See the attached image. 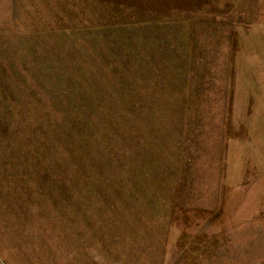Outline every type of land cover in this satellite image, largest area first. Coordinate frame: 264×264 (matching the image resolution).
<instances>
[{
	"label": "rangeland",
	"instance_id": "374dc122",
	"mask_svg": "<svg viewBox=\"0 0 264 264\" xmlns=\"http://www.w3.org/2000/svg\"><path fill=\"white\" fill-rule=\"evenodd\" d=\"M144 100L154 159L110 204L58 123ZM0 264H264V0H0Z\"/></svg>",
	"mask_w": 264,
	"mask_h": 264
},
{
	"label": "trees",
	"instance_id": "16d2710c",
	"mask_svg": "<svg viewBox=\"0 0 264 264\" xmlns=\"http://www.w3.org/2000/svg\"><path fill=\"white\" fill-rule=\"evenodd\" d=\"M108 38L114 41L112 36H109ZM132 85L126 88L130 90L133 88ZM133 91L138 93L135 90V87L133 88ZM62 92H73L75 94L77 92V94H82V89L65 88ZM143 102L146 103L144 105L146 110L138 114V116L137 114H128L126 125L124 122L121 124V127H123L121 132L115 131L118 126H115L118 121V116L112 115H108L106 118L103 116L99 119L96 115L93 117L90 115L72 113V115L64 116L65 118H63V121L58 123L59 128L62 131H72L77 133L80 143L86 146L84 150H80L82 160L84 162L92 161L96 167L95 169L92 168L93 172L89 174L90 177L93 178L91 180L96 184V187H91L92 196L98 194V197L111 198V200H109L110 204L115 202L112 200H117L120 202L118 205L123 206V200L128 196L127 188L129 189L128 191H130V197L133 196L137 198L136 195L139 194V191L141 193L143 192L141 188L145 184L144 181L146 180L147 175L142 169H144L154 159L150 154L144 153V149L139 147L141 146V143H138V140L142 135L141 133L143 132V124H147L149 128H151V126L155 127L154 121L158 116V113L154 108V102L147 103L145 100ZM114 107L118 111L121 109L120 103H117ZM85 108L87 109L88 107ZM104 109V104H99L93 109V111H103ZM102 122L104 124L107 122V126L104 130L102 129L103 126H100V123ZM106 129L108 130L106 131ZM78 132L82 136H80ZM86 132H88V135L90 136L88 143H86V137L88 136ZM93 134H95L96 138L93 137ZM120 134H122L121 137ZM117 135L120 139L124 138L126 142L128 136V143L133 144V146L130 144L132 151L128 152L127 149L126 151L120 153L121 148L124 145L122 141L119 146V151L116 153L117 155H113L109 150L105 149V147L108 148L109 144L113 142V138H116ZM62 139L64 138H61V140ZM74 144L77 147V143ZM93 152L94 154H92ZM83 153L86 154L83 156ZM150 169L151 167L146 170ZM117 198H120L121 201Z\"/></svg>",
	"mask_w": 264,
	"mask_h": 264
}]
</instances>
